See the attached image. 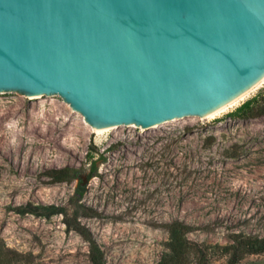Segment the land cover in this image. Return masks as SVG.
Returning <instances> with one entry per match:
<instances>
[{
  "label": "rangeland",
  "instance_id": "374dc122",
  "mask_svg": "<svg viewBox=\"0 0 264 264\" xmlns=\"http://www.w3.org/2000/svg\"><path fill=\"white\" fill-rule=\"evenodd\" d=\"M260 93L261 103L264 79L213 118L103 133L57 95L0 93V239L22 255L16 264H92L89 244L63 215L15 212L84 206L95 216L79 220L106 264H158L173 223L188 228L185 237L206 248L210 264H226L221 247L234 235L264 238V116H235ZM62 168L77 176L49 177ZM241 264H264V254Z\"/></svg>",
  "mask_w": 264,
  "mask_h": 264
},
{
  "label": "water",
  "instance_id": "95a60500",
  "mask_svg": "<svg viewBox=\"0 0 264 264\" xmlns=\"http://www.w3.org/2000/svg\"><path fill=\"white\" fill-rule=\"evenodd\" d=\"M264 79V0H0V92L93 129L204 118Z\"/></svg>",
  "mask_w": 264,
  "mask_h": 264
},
{
  "label": "trees",
  "instance_id": "16d2710c",
  "mask_svg": "<svg viewBox=\"0 0 264 264\" xmlns=\"http://www.w3.org/2000/svg\"><path fill=\"white\" fill-rule=\"evenodd\" d=\"M262 96L263 93H260L258 96L245 102L236 110L235 116H264V101L260 103ZM48 175L55 182H63L70 180L73 175L77 176V173L70 168H62L50 170ZM15 212L20 215L31 214L45 218H50L54 215H63V222L67 230H74L89 244V258L91 263L106 264L104 253L99 244L93 237L91 231L82 225L79 220L81 216H95L91 209H85L84 206H79L78 209L69 212L66 208L56 205L27 204L17 207ZM187 229L182 223H173L169 226V252L158 264H210L204 257L206 248L190 242L185 237ZM221 250L227 257L226 264H241L248 256L264 254V238L249 237L242 234L234 235L232 241L221 247ZM21 258L22 255L19 252L6 246L5 242L0 239V264H16Z\"/></svg>",
  "mask_w": 264,
  "mask_h": 264
},
{
  "label": "bare ground",
  "instance_id": "6f19581e",
  "mask_svg": "<svg viewBox=\"0 0 264 264\" xmlns=\"http://www.w3.org/2000/svg\"><path fill=\"white\" fill-rule=\"evenodd\" d=\"M263 81V80H262ZM261 81V82H262ZM260 82V83H261ZM259 83V84H260ZM258 84V85H259ZM257 85V86H258ZM255 88V87H254ZM254 88H252L250 91H252ZM250 91H248V92H246L245 94H243L242 96H240V97H238L237 99H235L234 101H232L231 103H229V104H227V105H225V106H223L222 108H220L219 110H217V111H215V112H213L212 114H210V115H208L207 117L208 118H213V117H215L216 115H218L219 113H221V112H223V111H225L226 109H228L229 107H231V106H233V105H235L238 101H240V100H242ZM0 93H2V92H0ZM94 130V132L96 133H103V132H106V131H109V130H111V129H93Z\"/></svg>",
  "mask_w": 264,
  "mask_h": 264
}]
</instances>
